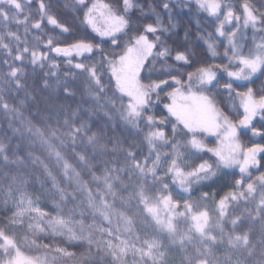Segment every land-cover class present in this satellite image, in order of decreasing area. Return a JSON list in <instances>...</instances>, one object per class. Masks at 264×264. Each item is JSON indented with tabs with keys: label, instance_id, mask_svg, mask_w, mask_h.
I'll use <instances>...</instances> for the list:
<instances>
[{
	"label": "snow or ice",
	"instance_id": "6c2138e0",
	"mask_svg": "<svg viewBox=\"0 0 264 264\" xmlns=\"http://www.w3.org/2000/svg\"><path fill=\"white\" fill-rule=\"evenodd\" d=\"M192 4L206 14L205 19H210L212 24L210 32L200 29L198 39L203 42L206 55L199 63L198 54L188 46L173 47L167 43L166 33L177 27L171 23L177 6L172 0H161L158 5L169 17L168 27L163 25L159 12L155 13L153 23L134 26L131 13L137 5L133 0H75L77 24L61 21L51 0H0V28L6 29L0 34V70L6 71L0 74L10 88L19 92L26 87L29 67L33 74L37 69H47L42 77L45 87L52 78L59 79L62 75L67 81L72 77L82 80L97 100L112 103V110L130 126L133 134L146 141L148 154L143 160L136 159L133 151L128 155L135 159V168L141 172L147 169V173L162 184L166 194L161 196L160 203L165 208L180 207L181 201L174 200L171 195L172 187L190 197L202 181L211 180L222 169L238 168L239 178L231 186L235 191L219 195L218 202L215 200L217 193L205 192L200 197L214 200L223 217L226 215L224 209L231 202L245 194L253 196L258 188H264V172L255 178L250 172V168L257 166L258 154L264 153V144L246 147L240 141L243 130L264 139V87L257 91L247 83H237H254L253 78H259L257 73L264 76V10L258 9L251 0H242L239 8L224 0H191L186 5L189 10ZM13 27L24 28V40ZM249 28L253 32V46L245 51V30ZM30 31L34 33L31 37L34 44L29 43L27 34ZM81 31L83 34L79 35ZM48 32L55 35H48ZM188 36L186 31L185 41ZM12 40L16 41L14 48L9 43ZM220 47L224 48L223 53ZM209 54L221 62L209 63ZM224 75L228 79L221 84ZM241 87L246 90L238 91ZM222 92L227 93L231 101L238 98L242 113L232 116L225 110L218 100ZM64 93L74 95L66 84ZM161 101H168L163 103L162 112H153ZM116 102H119L118 107ZM0 109L8 110V103H0ZM254 121L261 127H256ZM85 128L83 123L70 126L73 142ZM33 134L43 137L39 129ZM205 134L215 136L217 145L209 147L203 139ZM88 141L93 142L94 137L89 136ZM188 153H208L214 159L201 158L199 163H186ZM56 156L63 159L60 152H56ZM80 159L85 157L80 156ZM162 164L166 165L163 169ZM64 170L66 174L69 170L75 172L67 161ZM183 203L186 211L191 212V202L185 200ZM55 207L59 209L58 204ZM145 207L154 212V206L145 203ZM257 207L264 209V198L259 200ZM25 213L46 218L53 230L56 226L67 227L72 223L71 218L65 219L59 211L54 217L40 208L38 198L22 197L7 224L13 225L18 220L22 223ZM201 217L206 219L207 211L192 215L198 228ZM236 222L233 220V224ZM166 226L172 227L171 217ZM37 227L44 230L40 225ZM240 240L248 243L246 235H238L236 241ZM9 249L20 252L15 237L9 235L7 227H0V256L4 257L0 264H17L15 256L9 257ZM55 251L73 255L64 249Z\"/></svg>",
	"mask_w": 264,
	"mask_h": 264
},
{
	"label": "rangeland",
	"instance_id": "374dc122",
	"mask_svg": "<svg viewBox=\"0 0 264 264\" xmlns=\"http://www.w3.org/2000/svg\"><path fill=\"white\" fill-rule=\"evenodd\" d=\"M58 1L64 10V15L58 18L77 24L78 20L74 19L75 0ZM160 2L133 0L137 5L131 13L133 25L153 23L155 13L159 12L163 25L168 27L169 17L158 7ZM172 2L177 6L171 23L177 27L166 33L169 37L167 43L173 47L188 46L198 54L199 63L206 51L198 37L200 29L205 32L212 30L210 19H205L206 14L194 4L189 10L186 5L191 0ZM224 2L239 8L242 0ZM251 2L264 10V0ZM186 31L189 33L187 41L184 38ZM245 31L244 50L247 51L253 46V32L251 28ZM4 32L6 29L0 28V34ZM47 34L55 35L52 32ZM33 35L31 31L27 34L30 44L35 43L31 39ZM20 37L25 39L23 27ZM9 43L13 48L16 45V41ZM219 51L223 53L224 48L220 47ZM207 61L221 62L210 54ZM223 62L227 63V60ZM28 72L24 91L30 97L29 101L15 93L8 81H0V103L6 101L9 105L8 110L0 109V227H7L20 250L18 254L9 249V257L15 256L16 261L22 264H264V209L257 207L259 200L264 198V188H258L253 196L245 194V197L231 202L222 217L214 200L200 199L204 190L218 178L229 181L228 191L236 190L231 186L239 178V169H222L216 177L196 185L190 197L172 187L171 195L181 204L176 209L165 208L160 203L161 196L166 194L162 191V184L148 174L147 169L141 172L134 167L135 159L128 153L137 151L126 144L118 122L108 111L84 102L77 94L66 96L58 103L61 90L51 84L48 87L45 83L36 85L33 74L29 69ZM256 76L259 78L254 77V83H237H247L259 91L264 87V76L259 73ZM227 79L226 75L222 76L220 83ZM237 90L245 91L246 88ZM218 100L232 116L242 113L238 98L231 101L227 93L222 92ZM162 109L163 103L160 102L159 107L152 111L159 114ZM82 123L86 128L73 142L70 126ZM254 124L261 127L256 121ZM35 129H39L43 137L34 135ZM89 136L94 137L93 142L88 141ZM203 139L209 147L218 143L215 136L205 134ZM240 141L246 147L264 144V139L252 136L247 130L240 133ZM56 152H60L63 159H59ZM147 154L146 143L144 155L137 157L136 154V159L143 160ZM80 156L85 159L81 160ZM201 158L214 159L208 153H188L186 163H199ZM65 161L72 164L75 172L69 170L65 173ZM257 161V166L250 168L254 178L264 172L260 167L264 165V153L258 154ZM164 167L166 165L162 164L161 169ZM22 197L38 198L40 208L54 217L59 211L65 219L71 218L72 223L67 227L56 226L53 230L46 218H40L36 213H25L22 223L18 220L8 225L7 221ZM185 200L191 202V212L186 211ZM215 200L218 202L216 197ZM145 203L154 206V212L147 211ZM205 211L207 218L201 217L198 228L192 215ZM170 217L171 228L166 226ZM233 220L237 222L233 224ZM37 225L44 230L41 231ZM238 235H246L248 243L236 241ZM73 236L75 238H70ZM57 248L73 255H63L55 251ZM3 258L0 256V260Z\"/></svg>",
	"mask_w": 264,
	"mask_h": 264
},
{
	"label": "trees",
	"instance_id": "16d2710c",
	"mask_svg": "<svg viewBox=\"0 0 264 264\" xmlns=\"http://www.w3.org/2000/svg\"><path fill=\"white\" fill-rule=\"evenodd\" d=\"M51 3L53 5L54 11L59 13V17H62L64 15V10L60 5V2L58 0H51ZM22 27H20L19 29L13 27L12 30L13 31H18L19 35L21 32ZM82 32V31H81ZM83 33V32H82ZM13 42H15L14 40H12ZM66 67V65H65ZM29 70L32 73L31 68L29 67ZM2 71H6L5 70H0V73H2ZM47 69H44L43 71H41L40 69H37L36 73H32L33 74V82L36 85H42L45 83L44 79H42L44 72H46ZM1 80H5L3 78V75L0 74V81ZM48 84L51 85H55L57 86L60 90L61 93L57 99V102H61L63 99L66 98V95L64 93V85L66 84L69 88H71L74 91V94H77L80 96V98L86 102V103H90L93 104L97 107L103 108L106 111H108L112 117H114L116 119V121L118 122V126H119V130L121 135L123 136L126 144L133 150L137 151V157H142L144 155V150L146 148V143L143 142V140L141 139V137L139 136H135L133 134V131L131 130L130 126H128L126 124V122H124L120 117L119 114L115 111H113V105L110 102H106L103 100H97L89 91L88 86L79 79H75L72 77H69L67 81H65L61 75V77L58 78H52L51 80L48 81ZM15 93H17L20 96H23L25 99H27V101L31 100L29 99L30 97H28L24 91V89L20 90L19 92L16 91L15 88H11ZM162 103L168 102V101H161ZM119 102H116V106L118 107ZM230 189V184L229 181H226L225 179H219L216 180L208 189H205L204 191L210 194H215L217 193V196H215L218 200L220 198V196H223L224 193H226L228 190ZM220 195V196H219ZM21 262L17 264H20ZM22 264V263H21Z\"/></svg>",
	"mask_w": 264,
	"mask_h": 264
}]
</instances>
